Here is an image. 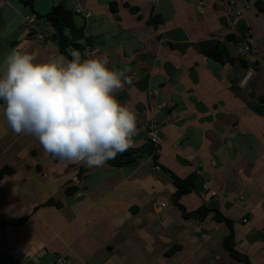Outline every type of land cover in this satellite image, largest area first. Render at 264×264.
<instances>
[{"label": "crops", "instance_id": "1", "mask_svg": "<svg viewBox=\"0 0 264 264\" xmlns=\"http://www.w3.org/2000/svg\"><path fill=\"white\" fill-rule=\"evenodd\" d=\"M27 1L0 0V73L14 49L40 62L71 60L76 49H60L45 16L59 6L90 12V19L75 14L66 35L82 58L94 50L108 56L109 68L127 70L132 82L115 96L137 115L129 149L148 144L156 120L168 173L154 170L147 155L125 168L53 159L36 138L9 128L0 103V171L11 170L0 179V264L38 254L40 264H246L224 246L227 224L186 217L173 203L172 175L195 177L180 200L187 213L218 210L233 223L238 252L264 264V13L257 7L264 0H245L248 9L242 0ZM32 14L38 20L27 26ZM231 36V64L198 49ZM246 45L253 71L240 57Z\"/></svg>", "mask_w": 264, "mask_h": 264}, {"label": "clouds", "instance_id": "2", "mask_svg": "<svg viewBox=\"0 0 264 264\" xmlns=\"http://www.w3.org/2000/svg\"><path fill=\"white\" fill-rule=\"evenodd\" d=\"M37 61L12 50L0 73V102L9 128L39 141L53 159L102 167L133 146L137 115L115 93L131 84L107 55Z\"/></svg>", "mask_w": 264, "mask_h": 264}, {"label": "trees", "instance_id": "3", "mask_svg": "<svg viewBox=\"0 0 264 264\" xmlns=\"http://www.w3.org/2000/svg\"><path fill=\"white\" fill-rule=\"evenodd\" d=\"M25 4L31 5L30 1L22 0ZM257 7L260 12L264 13V2H258ZM115 10V9H114ZM74 16L75 14L67 9H65L63 6H59L54 8L47 16H45L46 20L51 23L54 29L55 37L58 41V45L60 49L66 53L68 49L73 48L78 50L80 53L83 52V49L80 45L74 43L70 38L66 35V31L69 29H73L75 27L74 25ZM150 23L154 26H158L162 23V19L159 17L152 18L150 20ZM235 43L237 42V39L235 37L231 36L228 39V42H220L217 40H209L206 42H203L198 45V49L200 52L205 56L208 57L216 62H219L221 64H231L234 62V58L231 57L230 49H229V43ZM243 63L245 61L241 59ZM246 64V63H245ZM257 67V64H254V68ZM2 103V102H0ZM161 150V147L158 149V151ZM155 146L148 141V144L139 149H128L122 153H118L115 158L109 159L106 164L110 165L114 168H125V167H133L138 165L142 157L145 155L149 156L153 162V165L159 166L161 172H167L160 163V152H158ZM11 174L10 169H4L0 171V179L4 175ZM174 186L176 188L175 194L173 195V203L179 207L184 215L186 217L195 216L199 219H206L208 216L213 215L214 220L217 223H225L228 225L230 233L227 236V238L224 241V246L226 250L229 252V254L237 259L238 261L245 262L246 264H249L248 258L241 253L238 252L236 246V237H235V231L233 227V223L230 219L225 218L218 210H212L208 208H202L199 211H196L194 213H187L186 209L182 206L180 203V200L183 196L189 194L195 185V177L192 176L188 179H180L174 175H172ZM76 190L70 189L69 194L70 196H73ZM48 205L54 206L55 204L53 202L48 203ZM59 208V205H55ZM20 223V222H18Z\"/></svg>", "mask_w": 264, "mask_h": 264}, {"label": "built area", "instance_id": "4", "mask_svg": "<svg viewBox=\"0 0 264 264\" xmlns=\"http://www.w3.org/2000/svg\"><path fill=\"white\" fill-rule=\"evenodd\" d=\"M242 1H243L242 4H243L244 8L248 9L249 8V3L246 2L245 0H242ZM74 14L80 15V16H82L85 19H90L92 17V14L90 12L84 10L81 7H76L74 9ZM237 15H241V13L237 12ZM37 20H38V17L35 14H32L27 19V22H26L27 26H32ZM52 33H54V30H52ZM95 53L96 52L94 50H90L88 55L86 57H84V58H88L91 54H95ZM240 57L243 60H245L250 65L251 71L255 70L254 64H256V59H255L254 52H253V50H252L250 45H246L245 47H243L240 50ZM250 77H251V72H250V74L247 75L246 79L243 81V84H245L247 79H249ZM159 109L161 111H163V110H165V107L162 105V106L159 107ZM147 130H148L149 141L155 146V148L158 151V149L160 148V144H161L160 136H159L160 124L156 120H151V122H149V124H148ZM158 152H160V150ZM154 170L161 172L159 166H155L154 165ZM65 263H66V260L64 258H60L57 261V264H65Z\"/></svg>", "mask_w": 264, "mask_h": 264}, {"label": "water", "instance_id": "5", "mask_svg": "<svg viewBox=\"0 0 264 264\" xmlns=\"http://www.w3.org/2000/svg\"><path fill=\"white\" fill-rule=\"evenodd\" d=\"M53 39H55V37H53ZM40 258H41V255L38 254L34 258H32L29 261H27L26 264H40ZM10 264H21V263L17 262V261H13Z\"/></svg>", "mask_w": 264, "mask_h": 264}]
</instances>
